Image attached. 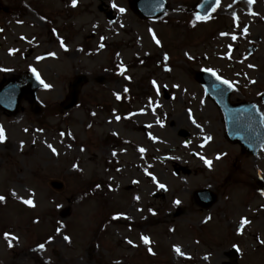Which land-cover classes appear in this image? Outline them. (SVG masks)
I'll return each mask as SVG.
<instances>
[{"label": "rangeland", "instance_id": "obj_1", "mask_svg": "<svg viewBox=\"0 0 264 264\" xmlns=\"http://www.w3.org/2000/svg\"><path fill=\"white\" fill-rule=\"evenodd\" d=\"M198 1L143 19L105 0L109 21L98 0H0V81L47 85L0 109V264H236L232 245L245 264L264 248V148L239 157L194 78L212 71L234 98L264 90V0H219L205 17Z\"/></svg>", "mask_w": 264, "mask_h": 264}, {"label": "water", "instance_id": "obj_2", "mask_svg": "<svg viewBox=\"0 0 264 264\" xmlns=\"http://www.w3.org/2000/svg\"><path fill=\"white\" fill-rule=\"evenodd\" d=\"M216 0H201L197 7V13L200 16L206 15L211 7L215 4ZM131 8L140 16L142 17H158L162 15L166 9L165 0H131ZM110 13V11L108 12ZM112 19V17H110ZM196 79L204 86L206 94L212 98L218 105L225 106L227 104V96L229 87L222 83V81L218 80L213 74L207 72V71H199L195 74ZM84 76L78 75L74 78L72 83L70 84V97L66 104L64 105V108H69L73 106L76 102V96L78 92V86L83 81ZM41 84L30 82L26 89H20V87H14V86H5L0 89V107L6 108L9 111H15L17 106V101L22 95H27L30 97V99H34V91L35 89L40 86ZM226 121H243L245 118H250V116H246L245 114H240L234 110L227 111L225 113ZM256 117L260 118L259 112L256 113ZM260 121H258V128L260 129ZM255 129V127H251ZM238 129L236 127L230 126L227 133L228 138L231 140H239L241 144L244 145L246 150L255 152L261 144L264 142V130L260 133H256V131L252 132L250 131V135H235V130ZM256 138L257 140L254 141L252 139ZM246 139V141H244ZM251 139V140H250ZM51 186H53L56 189H60L62 187L61 182L53 180L50 182ZM206 191H197L196 194L202 198L203 196L205 200L210 202V199L212 198L211 195L207 194ZM66 212L63 211L62 215H64Z\"/></svg>", "mask_w": 264, "mask_h": 264}, {"label": "flooded vegetation", "instance_id": "obj_3", "mask_svg": "<svg viewBox=\"0 0 264 264\" xmlns=\"http://www.w3.org/2000/svg\"><path fill=\"white\" fill-rule=\"evenodd\" d=\"M250 103H254L258 107V109L263 114V118H264V98L260 97V92L254 98H248V97H244V96H240V97H236V98H234V97L230 98V104L234 105L235 108H239V109L244 110V111H250V108L248 106V104H250ZM218 112H219V115H220V118H221V121L223 124V133H224L225 129H224V123H223V119H222V112L220 110H218ZM238 147H239V149H238L239 152H237L236 154L239 157H242L245 159L248 156H250V155L246 154L244 151H242L240 145H238ZM236 161H237V159H235V163H236ZM247 176H248V174H247ZM242 182H245V181H242ZM237 183H239V182H237ZM260 184H261V181H260ZM225 191H224V194H225ZM247 197H248V195H247ZM224 199H227V198L224 197ZM261 208H263V212H264V199H263V203L261 205ZM246 225L247 224H245V226ZM257 243H258L257 245H253L251 247L249 259L247 260V262L245 264H264V248L263 249L258 248V247H262V244H260L259 241H257ZM240 250H238V248H237L238 255L234 259V261H236V264L242 263L243 255L241 254ZM225 253H226V251H225ZM227 254H228V252H227ZM227 258H229V257H227ZM224 262H227V260H222L221 264H224Z\"/></svg>", "mask_w": 264, "mask_h": 264}, {"label": "snow or ice", "instance_id": "obj_4", "mask_svg": "<svg viewBox=\"0 0 264 264\" xmlns=\"http://www.w3.org/2000/svg\"><path fill=\"white\" fill-rule=\"evenodd\" d=\"M252 2V0H249V3H251ZM71 3L73 4V5H75L76 4V0H71ZM219 3V0H217V4ZM113 6H115V5H113ZM120 11H124V9H120ZM233 38H235V37H233ZM157 43H158V41H157ZM51 55V54H50ZM37 79H39V77H37ZM41 83H43V81H41ZM222 83H224V84H228L229 82L227 81V80H223L222 81ZM45 87H47V85H44ZM4 139V133H3V130L2 129H0V141H2ZM49 147H51V145H49ZM53 151H55L54 149H53ZM141 151H143V150H141ZM203 159V158H202ZM205 163L206 164H208L209 163V161H207V160H205ZM73 167H76V165H73ZM98 187V186H97ZM161 187H163V185H161ZM262 194H264V193H262ZM4 200V197L3 196H0V201H3ZM24 203H26V204H31V200H24ZM242 223H246V221H243L242 220ZM4 235V237H5V239L7 240L8 238H9V233H4L3 234ZM12 239H16L15 237H12ZM49 239H51V238H49ZM64 239L65 240H68L69 238L67 237V236H65L64 237ZM141 239L145 242V243H148V237H146V236H144V237H141ZM129 243H131V241H129ZM9 246L11 247V244L9 243ZM38 248H43L44 247V245L43 244H40V245H38L37 246ZM176 251L179 253L180 252V250H179V248H176ZM182 254V253H181Z\"/></svg>", "mask_w": 264, "mask_h": 264}, {"label": "bare ground", "instance_id": "obj_5", "mask_svg": "<svg viewBox=\"0 0 264 264\" xmlns=\"http://www.w3.org/2000/svg\"><path fill=\"white\" fill-rule=\"evenodd\" d=\"M34 250H36V249H34ZM33 251V250H32Z\"/></svg>", "mask_w": 264, "mask_h": 264}]
</instances>
